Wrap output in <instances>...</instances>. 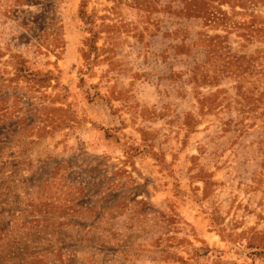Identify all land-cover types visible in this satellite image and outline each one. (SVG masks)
<instances>
[{
	"label": "rangeland",
	"instance_id": "1",
	"mask_svg": "<svg viewBox=\"0 0 264 264\" xmlns=\"http://www.w3.org/2000/svg\"><path fill=\"white\" fill-rule=\"evenodd\" d=\"M0 264H264V0H0Z\"/></svg>",
	"mask_w": 264,
	"mask_h": 264
}]
</instances>
